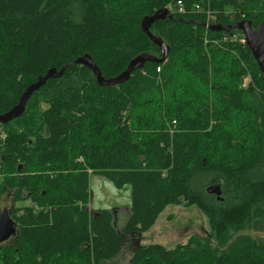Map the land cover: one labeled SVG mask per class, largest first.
<instances>
[{"label": "trees", "instance_id": "obj_1", "mask_svg": "<svg viewBox=\"0 0 264 264\" xmlns=\"http://www.w3.org/2000/svg\"><path fill=\"white\" fill-rule=\"evenodd\" d=\"M169 47L129 81L102 87L86 66L68 67L0 124V200L14 196L18 234L1 264H264V75L243 33L213 24L264 23V0H0V115L51 69L89 56L105 78L140 55L162 57L145 18ZM21 169L19 170V167ZM130 185V216L91 210L90 178ZM220 185L222 201L208 193ZM171 205L197 207L209 233L169 249L144 245Z\"/></svg>", "mask_w": 264, "mask_h": 264}, {"label": "water", "instance_id": "obj_2", "mask_svg": "<svg viewBox=\"0 0 264 264\" xmlns=\"http://www.w3.org/2000/svg\"><path fill=\"white\" fill-rule=\"evenodd\" d=\"M173 19V15L167 8L159 10L153 16L147 17L142 22V30L149 37V39L155 43L162 52V57L160 59L151 56V55H140L137 58L133 59L128 65L127 69L115 78H105L97 65L92 61V58L89 56H85L77 59L71 64L62 68L61 71L57 69H51L47 72L45 76H40L37 79V82L29 86L26 91L23 93L20 98L19 103L8 111L5 114L0 115V124H8L13 120L21 117L27 108V104L34 93L38 92L42 87H44L47 82L51 79L61 78L66 69L71 66H86L93 71L96 75L97 82L102 87H115L121 84L126 83L130 80L133 72L139 66H143L147 62H156L160 64H164L168 60L169 56V47L165 45L164 41L155 36L151 28L152 26L161 20ZM203 27L207 28L213 32H226L230 33L232 30H238L243 33L245 42L247 47L251 50L255 60L257 61L261 72L264 75V23H262L258 29H253L252 23L250 21H242L230 26H222V25H208L203 24ZM21 166L19 167V170ZM208 193L211 195H215L219 201H222V188L220 185H213L208 188ZM18 234V230L15 222L11 218L9 212L4 210L0 213V245L9 241L12 237H15Z\"/></svg>", "mask_w": 264, "mask_h": 264}, {"label": "rangeland", "instance_id": "obj_3", "mask_svg": "<svg viewBox=\"0 0 264 264\" xmlns=\"http://www.w3.org/2000/svg\"><path fill=\"white\" fill-rule=\"evenodd\" d=\"M91 210H109L118 220L119 213L124 209V217L121 222L116 221L118 228L123 227L127 222L132 204V188L130 185H123L119 188L107 177L94 174L90 178ZM5 197H2V200ZM4 202H0L2 206ZM129 209V210H128ZM209 233L207 217L195 206L186 207L171 205L159 216L156 224L143 236V244H160L169 249L178 245L186 244L192 236H204ZM253 237L264 240V233L249 232ZM9 243V242H8ZM124 248L118 258L112 263L106 264H129L131 250ZM1 264V263H0Z\"/></svg>", "mask_w": 264, "mask_h": 264}, {"label": "built area", "instance_id": "obj_4", "mask_svg": "<svg viewBox=\"0 0 264 264\" xmlns=\"http://www.w3.org/2000/svg\"><path fill=\"white\" fill-rule=\"evenodd\" d=\"M170 10H173L175 12H177L178 14H183L184 12H186L185 7H184V3L182 1L178 2V5L176 7H169ZM196 9L200 12H204L206 14L207 17V24L208 25H214L213 22L215 21V15L210 11L207 10L205 11L201 6H196ZM241 43L246 44L244 37L241 40Z\"/></svg>", "mask_w": 264, "mask_h": 264}, {"label": "flooded vegetation", "instance_id": "obj_5", "mask_svg": "<svg viewBox=\"0 0 264 264\" xmlns=\"http://www.w3.org/2000/svg\"><path fill=\"white\" fill-rule=\"evenodd\" d=\"M3 197H5V198L3 200L1 198V200H0L1 203L4 202L2 206L0 205V213L4 210H7L11 216L12 210L15 207L14 202H13L14 196H12V194L9 193V194H5ZM11 218H12V216H11ZM12 239H13V237L9 241H7L6 243L11 242ZM6 243H3L2 245L6 244ZM2 245H0V246H2Z\"/></svg>", "mask_w": 264, "mask_h": 264}, {"label": "crops", "instance_id": "obj_6", "mask_svg": "<svg viewBox=\"0 0 264 264\" xmlns=\"http://www.w3.org/2000/svg\"><path fill=\"white\" fill-rule=\"evenodd\" d=\"M128 210H129V209H128ZM124 211H125V210L123 209L122 212L119 213V216H118V220H117V222H121L120 219L124 217ZM129 212H130V210H129ZM118 224H119V223H118ZM125 224H126V223H125Z\"/></svg>", "mask_w": 264, "mask_h": 264}, {"label": "bare ground", "instance_id": "obj_7", "mask_svg": "<svg viewBox=\"0 0 264 264\" xmlns=\"http://www.w3.org/2000/svg\"><path fill=\"white\" fill-rule=\"evenodd\" d=\"M167 9L170 11L171 14H172V12H174L173 10H170L169 7Z\"/></svg>", "mask_w": 264, "mask_h": 264}]
</instances>
